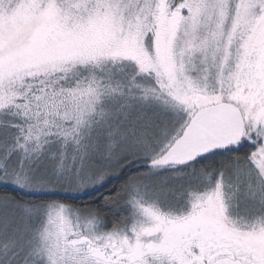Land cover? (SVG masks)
I'll return each mask as SVG.
<instances>
[{
	"label": "snow or ice",
	"instance_id": "obj_1",
	"mask_svg": "<svg viewBox=\"0 0 264 264\" xmlns=\"http://www.w3.org/2000/svg\"><path fill=\"white\" fill-rule=\"evenodd\" d=\"M0 264H264V0H0Z\"/></svg>",
	"mask_w": 264,
	"mask_h": 264
}]
</instances>
